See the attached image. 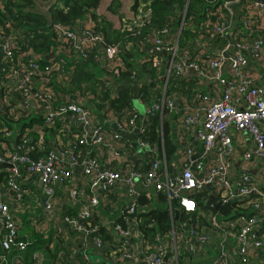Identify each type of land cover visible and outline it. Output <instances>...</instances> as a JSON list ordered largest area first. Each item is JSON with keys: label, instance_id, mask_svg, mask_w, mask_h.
<instances>
[{"label": "built area", "instance_id": "2783aa9c", "mask_svg": "<svg viewBox=\"0 0 264 264\" xmlns=\"http://www.w3.org/2000/svg\"><path fill=\"white\" fill-rule=\"evenodd\" d=\"M215 2L199 26L194 18L186 23L188 9L183 11L175 32L180 39L185 27L191 29L184 47L174 41L173 24L140 40L136 49L145 59L139 63L151 64L156 75L143 80L141 89L153 85L139 97L145 113L113 104L132 42L108 44L96 21L51 22L57 46L46 58L15 22L0 23V165H6L0 168L1 263L25 264L30 242L22 236L23 215L34 226L47 220L35 216L32 203L40 199L29 186L33 177L40 179L42 209L49 214L65 199L63 222L112 264H180V257L231 240L240 264H251L254 252L264 250V85L256 83L264 65V3L246 0L235 24L231 5L240 0ZM149 4H140L116 30L139 38L151 22ZM2 9L5 14L0 1ZM152 54L158 57L150 60ZM92 58L101 69L94 89L75 83L78 64ZM249 66L254 71L243 73ZM155 122L158 141L151 142ZM165 127L177 147L171 157ZM244 136L253 146L242 162L261 163L256 176L236 173V139ZM76 168L85 177L82 185L74 180ZM210 188L215 204H230L229 214L200 210L193 195L204 192L208 202ZM162 195L171 230L147 233L146 214L161 206ZM82 264H92L88 255ZM215 264L232 260L222 251Z\"/></svg>", "mask_w": 264, "mask_h": 264}, {"label": "trees", "instance_id": "16d2710c", "mask_svg": "<svg viewBox=\"0 0 264 264\" xmlns=\"http://www.w3.org/2000/svg\"><path fill=\"white\" fill-rule=\"evenodd\" d=\"M3 1L6 5V11L4 17L0 18V23L5 24L7 20H13L15 22V26L19 28L21 31H24L26 38L29 39L33 51L38 54H45L55 49L57 43L54 41L53 34L50 33L48 28V21L42 15H38L37 13H33L31 11H27L28 7H33L32 0H0ZM119 0H115V4L118 3ZM144 2H150L148 6V10L151 13V22L146 26L143 31V36L148 35L152 29H163L167 27L169 24H173V26L181 24L182 21V13L185 10V6L188 0H143ZM27 3V4H26ZM139 0L136 1L134 10L138 7ZM100 4V0H64V8L55 7L52 10V22H61L75 25L78 20H82L85 15L90 14L92 18H94L97 22L98 30L102 32L108 44H113L124 41L126 42H136L137 38L133 37L131 34L121 33L120 31L113 28V26L107 22V20L100 19L95 11ZM217 2L208 1L207 0H191L189 3V7L187 10L186 23L190 18H194L196 21V25L199 26L206 19V10L213 9L217 6ZM1 12V11H0ZM7 14V17L5 15ZM180 28V27H179ZM178 28V29H179ZM191 32L186 27L183 29L181 40L182 44L187 41ZM181 44V45H182ZM182 45V47H184ZM142 54L135 48L132 51H127L125 55L126 65L128 67V72L124 74L121 78L124 84L121 86V94L120 96L113 100L114 106L121 110L124 107H134L133 96H134V81L142 80L145 77L152 76L155 77V70H149L151 64H146L141 66L139 64L140 59L142 58ZM152 58H156L155 54L150 56V60ZM95 62V59L92 58L90 62L81 63L78 65V72L76 75L75 83L79 84L84 81L90 82L93 78L94 74L89 72L88 69H93L95 66H98ZM99 67V66H98ZM101 69L99 67V73ZM136 74V75H135ZM135 76V78H133ZM153 85L150 87L141 89V96H145V94L151 91ZM36 119H33L30 124H33ZM36 122V121H35ZM157 122L153 123L152 129L149 131L148 140L151 142L158 141L157 134L155 132V128ZM3 140V139H2ZM165 144L166 149L168 151V156L171 157L176 150V146L170 138V130L168 127H165ZM37 157V156H35ZM4 173L1 172V176ZM194 199L198 204L200 210L208 211L213 210L207 205L206 201V193H198L193 195ZM167 196H160V204L161 206L155 210H151L150 214H146L149 216V220L145 222L144 229L147 233H153L159 230L162 234H169L171 230V219L168 212V206L166 205ZM177 208L176 204L173 206ZM220 212L227 215L230 213V209L227 207H222ZM185 216L183 214L180 215L179 220H184ZM24 238L19 237L18 242L23 241ZM34 242L30 243L27 248V251L23 253L25 262L29 264H33L34 262V254L38 249L42 248V240L39 239V236H35ZM18 252L14 251L13 256ZM4 251L0 248V259L3 256ZM193 257L186 258L180 257L179 263L185 264L186 260L188 263L192 261ZM0 264H3L0 262Z\"/></svg>", "mask_w": 264, "mask_h": 264}, {"label": "crops", "instance_id": "0c3cea01", "mask_svg": "<svg viewBox=\"0 0 264 264\" xmlns=\"http://www.w3.org/2000/svg\"><path fill=\"white\" fill-rule=\"evenodd\" d=\"M39 0H32L33 7H28L27 11H31L33 13H37L38 15H42L46 18L49 23V20H52V10L57 7V9L64 8V0H52L51 5L48 6V12L44 11L41 7L39 10L34 11L35 2ZM42 3H47V0H40ZM137 0H119L117 4H115V0H100V4L95 11V14L100 19L107 20L114 29L116 27H120L121 23L124 19L133 18L136 14V10H134L135 4ZM146 3L143 0H139L138 6L140 4ZM27 4V3H26ZM83 22L92 23L95 19L92 18L90 14L85 15L83 17ZM175 27V29H174ZM173 27V32L176 30V25ZM50 52L41 54L46 58L50 56ZM158 57L157 55H155ZM143 61L145 56L142 58ZM153 59V58H152ZM155 59V58H154ZM85 63V62H81ZM79 63V64H81ZM148 63V62H147ZM146 63V64H147ZM78 64V65H79ZM140 64V63H139ZM145 64V65H146ZM141 65V64H140ZM143 66V65H141ZM91 73H99V67L95 66L93 69H89ZM254 71V67L249 66L244 68L243 73H250ZM101 73V72H100ZM148 79L145 77L142 80H135L134 86L138 85L141 87L144 84L143 80ZM195 82V81H194ZM192 82V86L194 85ZM256 83L260 85H264V65L258 69V74L256 78ZM196 85V83H195ZM206 85V84H205ZM191 86V87H192ZM202 89H206V87L202 86ZM137 109V108H136ZM250 146H253L250 138L248 136L241 137L236 139V173H249L252 176H256L260 173L261 163L258 164H250L245 166L242 162L243 152L248 149ZM131 163V162H130ZM85 177L80 168H76L74 170V180L80 185L83 184ZM29 186L34 189L35 195L38 199H40L39 203H32V206L36 207V217L41 218L44 215H47V220L44 221L43 224L39 221L40 224L34 226L31 224V218L29 215H23L24 219V228L22 231V236H26V240L30 243L34 242L35 236H39V239L42 240V248L38 249L34 254V262L33 264H82L84 262V257L88 255L91 256L90 252L93 251L95 254L94 260H91L92 264H112L107 258H104L101 254H99L92 245L86 248L83 242L79 239V237L74 233L73 228L64 223L62 220V215L66 214V210H63V206L65 203V199L54 204V210L49 214L46 213L42 209L43 201L42 195L40 191V179L38 177H33L32 181L29 183ZM64 213V214H63ZM29 218H28V217ZM25 225H28L31 229L28 230ZM264 233V229H262ZM205 252H199L196 256L192 258V261L188 263L186 260L185 264H215L217 258L221 255V252L227 253L230 259L232 260V264H240L237 258V243L233 240L229 241L227 244H223V248L221 245L217 247L216 250L212 249L211 246H207ZM255 256L253 258V262L251 264H264V250L254 252ZM8 263H11V258H8ZM118 264H131L126 259H121L117 262ZM4 264V263H3ZM25 264H29L28 262Z\"/></svg>", "mask_w": 264, "mask_h": 264}, {"label": "rangeland", "instance_id": "374dc122", "mask_svg": "<svg viewBox=\"0 0 264 264\" xmlns=\"http://www.w3.org/2000/svg\"><path fill=\"white\" fill-rule=\"evenodd\" d=\"M191 1V0H190ZM214 1H217V0H214ZM53 1L52 0H47V3H42V1H38V2H35V7H34V11H36L37 12V10H39L41 7L44 9V11H46V12H48V6L49 5H51V3H52ZM5 7H6V5H5ZM189 7V0L187 1V4H186V6H185V9H187ZM217 7V6H216ZM215 7V8H216ZM36 8H37V10H36ZM2 11H3V9L1 10V12H0V18H2V17H4V15H3V13H2ZM184 11V10H183ZM5 17H7V14L5 15ZM3 19V18H2ZM11 21H13V20H11ZM14 22V21H13ZM52 22V20H49V23H51ZM180 26H179V24H178V26L176 25V30L178 31V28H179ZM174 29H175V27H174ZM190 31H191V29H190ZM179 32V31H178ZM178 32H173L174 34H176L174 37H175V39H174V41L176 40H179V44H180V47H182V45H184V44H186L187 42H189L190 40H191V35H192V33L189 35L188 34V36L187 37H189L190 36V38L186 41V42H184V44H182V40H181V37H180V39H178L179 37H178ZM181 36H182V34H181ZM142 37H143V34L141 35V36H139V38H137L136 40V42H132L133 44H134V47L135 48H139V47H141L142 46V44L140 43V40L142 39ZM144 38V37H143ZM123 42H122V46H125L126 45V41H124V40H122ZM113 44H116V43H113ZM182 44V45H181ZM130 47H132V46H130ZM133 50V48H131L130 50H128V51H132ZM90 72V71H89ZM93 74V73H92ZM98 78H99V73H94V76H93V78L91 79V83L90 82H88L87 80L86 81H84V82H86V84L90 87V89H94L95 88V83L98 81ZM93 84V85H92ZM172 86V85H171ZM133 105H134V107H136L141 113H145V109H146V107H145V104L142 102V101H140V100H138V101H134V103H133ZM28 217V216H27ZM29 218V217H28ZM26 226V228L28 229V230H30L31 228L28 226V225H25ZM90 254H91V256H90V258H91V260H94V258H95V254H94V252L93 251H91L90 252Z\"/></svg>", "mask_w": 264, "mask_h": 264}, {"label": "water", "instance_id": "95a60500", "mask_svg": "<svg viewBox=\"0 0 264 264\" xmlns=\"http://www.w3.org/2000/svg\"><path fill=\"white\" fill-rule=\"evenodd\" d=\"M246 0H240L239 3H235V4H232L231 5V9L233 10L234 14H235V24L238 20V18L240 17V14H241V9L240 7L244 4ZM259 2L261 3H264V0H258ZM189 3H190V0H189ZM188 9V8H187ZM186 9V10H187ZM164 56H167V53H163ZM139 97H140V87L138 85H135L134 86V96H133V100L134 101H138L139 100ZM6 167V165H0V168H4ZM210 190L212 191V196H210L208 202H207V205L212 208L213 210L215 211H220L221 208H222V205L221 204H215L214 203V190L212 188H210ZM227 208H231L230 204H228L226 206ZM176 218H178V213L176 214Z\"/></svg>", "mask_w": 264, "mask_h": 264}]
</instances>
